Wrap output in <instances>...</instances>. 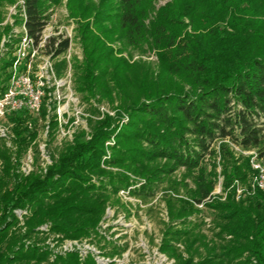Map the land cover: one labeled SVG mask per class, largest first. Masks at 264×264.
I'll use <instances>...</instances> for the list:
<instances>
[{
  "label": "trees",
  "instance_id": "obj_1",
  "mask_svg": "<svg viewBox=\"0 0 264 264\" xmlns=\"http://www.w3.org/2000/svg\"><path fill=\"white\" fill-rule=\"evenodd\" d=\"M63 1L25 0L16 25L39 45ZM158 1L68 0L83 58L69 61L72 41L60 35L43 49L57 79L72 65L88 130L50 154L51 164L26 173L22 159L39 150V132L25 126L27 110L11 117L14 146L0 142V264H96L75 252L52 260L44 246L51 235L93 236L112 247L107 255L119 253L99 233L108 209L127 218L142 211L177 264H264V192L252 190L249 154L264 162V0H170L157 8ZM22 35L3 50L0 38V97ZM114 43L132 55L148 46L158 62L130 63ZM45 91L39 115L47 121L53 90ZM59 129L54 115L49 136ZM220 181L223 195H214ZM18 210L27 211L22 220ZM44 225L49 234L39 230Z\"/></svg>",
  "mask_w": 264,
  "mask_h": 264
},
{
  "label": "rangeland",
  "instance_id": "obj_2",
  "mask_svg": "<svg viewBox=\"0 0 264 264\" xmlns=\"http://www.w3.org/2000/svg\"><path fill=\"white\" fill-rule=\"evenodd\" d=\"M24 1L25 0H16L13 4H7L4 7H0V15L3 18H0V38L2 39V50L5 46V43L10 40L11 36H15L23 30V27L16 25V18L17 16L22 15L21 11L24 10ZM169 1L170 0H159L157 3V8L166 5ZM67 3L68 0H64L60 6L52 8V17L50 23L45 29L44 38L45 36L47 38H51L52 36L58 35L63 36V38H70L72 44L67 58L69 61H71L73 56H78V58L82 59L83 51L79 41L76 40L75 30L77 28V24L75 23L74 19L70 17ZM9 27L11 28V31L7 33V28ZM112 47L116 50V54L119 57H124L130 63H134L135 61L139 60H144L145 62L154 64L158 62V56L156 52L151 50V48L148 46L145 47V51L142 53L135 52L133 55L128 52L119 53L118 50L121 47L119 43L112 44ZM49 62V55L44 49H41L33 64L34 68L30 73L33 84L32 88L35 89V92H41L44 96L45 91L43 88L53 91L50 93L51 95L49 94V96H51L49 104L51 105H49L50 107L47 121L40 117L39 111H32L30 109L27 110L31 117L27 120L25 126H28L32 131L37 130L39 132V137L37 139L39 150H29V152L25 154L22 159V170L27 173L34 170L38 165L46 167L47 164H51L50 154L55 153L57 148L61 147L65 141L72 140L75 132L88 130L87 118L89 115H87L85 111L86 105L82 103L80 95H78L74 90L72 65L69 67L67 76L63 79L57 80L49 68ZM26 91L30 92L31 88L23 85L19 86L18 92H23L24 95L27 96ZM54 108H56V112H54ZM101 110L103 112L109 111V107L107 105H102ZM20 111L23 110H19L18 112ZM15 113L16 109L13 108L12 103H8L4 109H2V106L0 105V142L2 139L6 140L9 147L14 146V125L11 121V117H14ZM54 115H58L60 129L57 132L55 139H52L49 136L48 124L50 120L53 119ZM220 183L221 182L218 183L216 191L221 189ZM128 200H130V202L136 203V200L133 198H129ZM162 208H164V205H162ZM162 214L164 215V213ZM140 216L141 218L137 215H132L130 218H127L124 212L121 211L119 214H117L115 209H110L107 211L106 220L102 224V228H104V231L106 230L108 237L113 238V240L118 242L127 241L130 243L132 250L131 252L126 253L128 254L126 259L128 264H140L143 260V250H137L136 247L139 245L140 248L142 247L148 249V240H150L149 235L152 234L154 237H157L160 233L159 226L148 219L142 211L140 212ZM205 216H207V219H211L213 214L210 210H205ZM108 228L112 229L108 230ZM127 228L128 230H126ZM145 231H149V235H146ZM52 237L54 238V235L50 236V238ZM53 238L51 240L48 239V242L45 243L44 246L52 251V258L55 259L62 251L63 247H60L59 243H53ZM91 239L93 240V236L89 240ZM75 241L80 242L79 240H68V242L65 244L69 248H71L70 245L75 247ZM80 243L78 246H76L78 249L91 251V248H95L91 246L89 249H87L85 244ZM107 251H110V248H108ZM89 258H93L97 264L95 255L91 253L85 256L83 262Z\"/></svg>",
  "mask_w": 264,
  "mask_h": 264
},
{
  "label": "built area",
  "instance_id": "obj_3",
  "mask_svg": "<svg viewBox=\"0 0 264 264\" xmlns=\"http://www.w3.org/2000/svg\"><path fill=\"white\" fill-rule=\"evenodd\" d=\"M24 6V3H23ZM45 32V31H44ZM19 34H23L22 38L20 40V43L16 47V56L17 61L15 62L14 66L11 69L12 72V78L9 82L8 89L6 93L0 97V105L2 106V109L5 108V106L8 103L13 104V108L16 109V112L19 110H32V111H40L43 97L46 95L45 88V95L43 96V93L41 92H35V89L32 88V80L30 77V73L32 72L34 66L35 59L38 57V54L41 49L45 47V44L49 38L45 36L44 33L41 38V42L39 45L35 44V41L32 37H30L27 33L26 28L23 26L22 32ZM49 68L55 78L57 79L54 71V65L53 62L50 59L49 56ZM25 65L26 69L21 70V66ZM68 74V73H67ZM67 76V75H66ZM60 80V79H57ZM28 86L31 88V91H26L27 96L24 95L23 92H18L19 86ZM4 114V113H3ZM250 155H252V167L255 170V175L252 179V190H261L264 192V162L261 161L258 158V155L255 152H250ZM27 173V172H26ZM221 182V181H220ZM221 189L219 191H215L214 195H223L222 190V182ZM217 190V189H216ZM243 189H238V198L243 194ZM129 191H121L120 196L126 200H128L130 197ZM132 199V198H131ZM200 209H204V205H199ZM110 210V209H108ZM16 214L20 217V219H23V216L27 215V211L18 210L16 211ZM164 217H166V212L164 211ZM208 223H210V219L206 220ZM103 224V223H102ZM104 228H99V233L110 243H113V245L116 246V248L120 251L119 253H116L115 255H107V250L102 249L95 241L94 237L93 240L82 239L79 240L80 242L75 241L76 246L80 244H85L87 246V249L89 247L93 246L95 248H91V251L88 250H81L78 249L76 246L73 247L70 245L71 248H69L65 243L68 242V240L61 241L60 236L54 235L53 243H59L60 247L62 248V251L58 255H66L67 253L76 252L80 255L81 261L85 259V256L89 253L95 255V259L97 260V264H128V261H126L128 254L131 252L132 247H130V243L127 241L118 242L116 240H113V238L108 237L106 230H103ZM112 228H108V230H111ZM39 230L42 233L49 234L50 233V226L44 225ZM128 230V228L126 229ZM150 233L149 231H145L146 235ZM152 235V234H151ZM158 235V234H157ZM50 238L49 240H51ZM155 238V242L152 243L150 240H148L149 246L148 249L140 248L138 245L136 249H142L143 255H142V262L140 264H177V261L174 258L169 257L167 254L163 253L160 249L161 244V236L160 234ZM150 239V238H149ZM48 242V241H47ZM30 243V242H29ZM71 244V243H70ZM104 244V243H103ZM112 247H110V251ZM64 249V250H63ZM94 249V250H93ZM53 260V258H52ZM137 264V263H134Z\"/></svg>",
  "mask_w": 264,
  "mask_h": 264
}]
</instances>
